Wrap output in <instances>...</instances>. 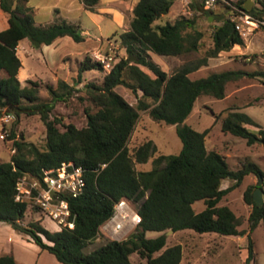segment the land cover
Returning <instances> with one entry per match:
<instances>
[{
    "label": "trees",
    "instance_id": "1",
    "mask_svg": "<svg viewBox=\"0 0 264 264\" xmlns=\"http://www.w3.org/2000/svg\"><path fill=\"white\" fill-rule=\"evenodd\" d=\"M173 1H137L130 28L118 35L126 56L120 57L105 72L100 84H83L90 104L83 109L86 125L79 128L72 123L64 124L61 117H51V111L56 102L66 101L73 95L83 72L91 69L104 71L102 66L85 54L78 62L74 85L62 79L57 80L56 86L47 83L45 88L50 99L44 100L39 94V81L28 79L24 86L21 85L17 76L21 62L16 48L25 38L39 50L64 36L82 42L85 36L80 25L66 19L37 24L27 0H0V9L8 14L7 26L0 30V117L4 113H12L18 120L21 115H38L46 130L44 148L16 139L10 160H0V222L14 225L41 250L51 253L63 264H134L130 259L133 253L145 259L146 264H179L182 247L180 244L165 247L166 232L185 229L224 236L246 234L245 264L255 262L250 233L259 222H264V204L258 206L253 198L256 186H248L243 194L244 201L251 207L248 230L239 229L243 217L219 202L246 175H254L258 185L259 180L264 179V170L251 161L238 169L230 168L224 155L206 148L207 129L197 131L186 123V119L199 96L222 99L227 83L246 75L264 76V71L234 69L196 79L189 77L190 73L206 66L209 58L230 50L234 45H244L234 22L227 17L230 13L228 6L217 4L205 8V0L197 4L192 0L190 8L218 22L211 35L212 46L203 56L181 64L170 74L162 70L151 59L150 51L159 56H181L197 51L203 38L195 16L180 14L172 22L154 25L170 11ZM245 1L237 3L239 8ZM82 2L87 10L94 11L99 0ZM247 11L255 18L264 19V0H254V5ZM130 55L134 59L128 62ZM117 85L130 89L138 97L136 107L114 90ZM240 108H230L221 119L222 132L243 138L249 145L259 141L264 143V129L239 111ZM139 110H147L154 121L175 125L182 143L178 153L155 156L157 146L152 140H146L133 149L128 147ZM246 125L257 126L258 130L255 132ZM10 137H14L13 132ZM150 159L149 169L136 168V165L145 164ZM63 162L81 166L86 181L82 194L68 198L73 228L49 231L39 221L20 224L28 203L15 200L19 180L29 175L42 181L44 170L55 169ZM225 179L233 182L221 188ZM122 198L138 203L139 226L126 239L100 240L102 237L97 238L100 226L111 215L115 202ZM200 200L204 208L196 212L193 203ZM147 232L161 234L149 238L146 237ZM91 244L94 246L88 249ZM0 264L19 262L12 253H5L0 255Z\"/></svg>",
    "mask_w": 264,
    "mask_h": 264
},
{
    "label": "rangeland",
    "instance_id": "2",
    "mask_svg": "<svg viewBox=\"0 0 264 264\" xmlns=\"http://www.w3.org/2000/svg\"><path fill=\"white\" fill-rule=\"evenodd\" d=\"M192 0H174L170 11L156 20V24H164L172 22L178 15L195 16L197 27L203 32L201 45L197 51L190 52L176 59L171 57L159 60L158 55H154L153 60L158 62L160 68L167 69L172 72L187 61L194 60L204 55V52L212 46V32L217 21H214L211 16L197 11L191 10L190 3ZM196 4L201 0H193ZM54 0H27L28 6H36L33 13L34 20L37 24H44L47 10ZM95 10V9H94ZM218 10V9H217ZM133 15V14H132ZM8 14L0 9V30L6 27V19ZM78 20L81 26L85 27L87 33L93 35L98 40L106 42H114L119 45L117 55L119 57L126 56L124 49L120 47L118 35L120 28L111 20L102 17L98 22L92 19L89 14L83 9L77 12ZM131 16V12L129 14ZM133 17V16H132ZM69 21L77 22L75 18ZM78 24V23H76ZM100 27L101 36H99ZM244 39V45H234L230 50L219 53L216 57L208 59L206 66H202L197 71L190 73L191 79L206 77L210 73L223 70L241 69L248 72L264 71V29H257L252 34H241ZM103 37V38H101ZM108 39V40H107ZM30 45L29 39L25 38L20 41L19 56L26 64L33 65L37 76L28 77V72L22 69L18 75V79L22 86L26 84L27 79L37 80L41 83L39 94L42 99H50V95L45 88L47 83L56 86L57 80H65L68 84L74 85L77 79L78 63L76 59H81L77 55L71 54L65 56L64 68L59 69L56 74L48 69H41L39 65L34 63L37 53H32L30 56H25L23 50L28 51ZM67 47V48H66ZM64 48L68 49L66 45ZM256 54L255 57H252ZM77 56V57H76ZM90 56V54H89ZM84 57V56H83ZM83 59V58H82ZM143 70L153 74L145 67ZM106 71L91 69L81 74L80 82L75 85L76 90L73 95L66 101L56 102L51 117H61L64 124L72 123L76 127L86 125V116L83 112L85 106L90 102L87 100V94L83 90V84L95 83L100 84ZM114 90L124 97L131 105L137 106V96L128 88L117 85ZM140 93V92H139ZM241 107L239 111L250 116L259 127L264 129V76H244L236 81L227 83L225 87V96L222 99H216L209 95L199 96L194 107L186 119V123L197 131L207 129L205 137V146L208 150H216L225 156L230 168L238 169L243 163L248 161L256 163L264 170V143L262 141L254 144H247L245 139L236 137L229 133H224L221 130V119L230 111V108ZM139 117L133 129V132L128 140V147L133 149L146 140H152L157 146L158 154H176L181 150L182 143L175 131V125H168L162 122H157L151 119L147 110H139ZM247 128L257 131L258 127L254 125H246ZM4 133V137H0V160L3 162L9 161L10 156L14 152L13 142L16 139H22L26 142L35 144L40 149L46 144V130L43 122L38 115H21L17 120L3 123L0 120V133ZM12 132L14 137L11 138ZM151 167V159L145 164H138V170H146ZM232 180L225 179L220 187L226 188L232 184ZM257 178L252 175H246L242 182L228 192L219 202L220 205H227L236 215L243 217V223L239 229L248 230V216L251 210L244 199L243 194L248 186H257ZM30 185V179H26L24 186ZM262 195L264 197V185ZM256 187L253 189V191ZM28 203L27 211L20 224L26 225L29 221H39L40 224L49 231L59 230L56 223L43 215V213L35 207L33 200L26 201ZM138 204V203H137ZM204 208L203 201L193 203V209L198 212ZM136 228L132 231L134 232ZM130 232L129 235L132 233ZM161 232H147L146 237L153 238L160 235ZM128 235V236H129ZM102 239L106 237L101 236ZM250 237L254 242L255 262L249 264H264V222H259L258 226L250 233ZM166 246L180 244L182 247V259L179 264H245L247 257L248 239L245 235L242 236H224L218 233H197L191 229L180 230L177 232H168L166 235ZM43 240H45L43 238ZM94 244L89 245L88 249ZM12 253L19 264H63L49 252L41 250L33 241L26 235L21 234L14 228V225L0 222V255ZM158 254V253H157ZM134 264H146V260L133 253L130 256Z\"/></svg>",
    "mask_w": 264,
    "mask_h": 264
},
{
    "label": "built area",
    "instance_id": "3",
    "mask_svg": "<svg viewBox=\"0 0 264 264\" xmlns=\"http://www.w3.org/2000/svg\"><path fill=\"white\" fill-rule=\"evenodd\" d=\"M239 1L205 0L204 5L205 8H212L217 4L228 6L230 13L227 17L234 22V27L240 34H252L257 29H264V19L255 18L244 6L239 8L237 4ZM252 1L254 5V0ZM107 43L108 46L105 50L96 49L89 53L90 58L99 63L106 72L120 58L116 52L119 49L116 41H107ZM14 118L12 113H4L0 120L5 124ZM0 137H4L3 132L0 133ZM27 178L30 179L29 187L24 186ZM85 186L84 169L73 162H63L55 169L44 170L42 181L29 175L22 177L17 183L15 200H33L35 206L44 216L55 222L58 229L62 227L73 228L74 222L71 217L68 198L78 197L84 191ZM140 222L138 204L122 198L115 202L111 215L100 226L97 238L104 235L111 240L126 239L129 233L139 226Z\"/></svg>",
    "mask_w": 264,
    "mask_h": 264
},
{
    "label": "crops",
    "instance_id": "4",
    "mask_svg": "<svg viewBox=\"0 0 264 264\" xmlns=\"http://www.w3.org/2000/svg\"><path fill=\"white\" fill-rule=\"evenodd\" d=\"M137 1L138 0H99L98 4L95 7V10L90 11L84 7L82 0H54V2L47 9L49 10V12L47 13L45 18L46 21L44 22L49 23V22L57 21L59 19H66L67 21H69L70 19L73 20V18H75L77 22L74 23H78L80 25L82 29V33L85 36V40L82 42H75L70 36H64L57 39L50 45H43L40 50L33 48L30 44L28 46V51L23 50V54L25 56H30L32 58V53L30 52V50L33 51L35 54L37 53V56L35 58L36 62L34 64L42 67L41 69L44 68L48 69L54 74H56V72L59 69L65 70L63 59L66 55L72 58L70 55L74 54L77 55L78 57L81 56L83 58L85 54H89L92 50H96V49L105 50L108 46L107 42L106 45L104 46L103 41L98 40L95 37H93V35L88 34L86 28L81 26V22L80 20H78V16H77V12L79 10L81 9L85 10L87 14H89V16L97 22L100 17L111 20L113 23L119 26L120 28L119 33H115L119 35L121 32L126 31L130 28V21L133 16L132 11ZM31 7L34 13L35 12L34 10L37 7L32 5ZM130 12H131V16H129ZM95 16L99 18L97 19L95 18ZM6 24H7V19H6ZM97 27L99 29V36H101V31H100L101 29L99 26ZM66 45L68 46V49H66L67 47L64 48ZM19 49H20V42L18 43L16 48V54L21 62V67L19 68L18 75L20 71L24 69V71L28 72L27 75L28 77L37 76L36 70L32 68L33 65H30L28 62L25 64L23 60L20 58L18 54ZM149 54L151 59L153 60L155 53L150 51ZM159 57H160L159 59L160 61L161 59L169 58V57L173 59L177 58V56H159ZM82 58L76 59L77 63L80 60H82ZM156 63L158 64L159 61ZM177 66H180V64H177ZM161 69L167 72L168 74H170V72H168L167 69L165 68H161Z\"/></svg>",
    "mask_w": 264,
    "mask_h": 264
},
{
    "label": "water",
    "instance_id": "5",
    "mask_svg": "<svg viewBox=\"0 0 264 264\" xmlns=\"http://www.w3.org/2000/svg\"><path fill=\"white\" fill-rule=\"evenodd\" d=\"M253 5V1L252 0H247L245 2V5H244V8L246 10H249ZM132 59H134V57L132 55H130L127 59V61H131ZM178 126L180 127L181 124H178ZM15 169H18L17 167H15ZM264 182V179H260L259 182H258V185L256 186V189L254 190L253 192V198H254V201L256 202V204L258 206H262L264 204V197L262 195V188L260 187V185ZM168 232H173L172 230H168ZM166 232V235L167 233Z\"/></svg>",
    "mask_w": 264,
    "mask_h": 264
}]
</instances>
